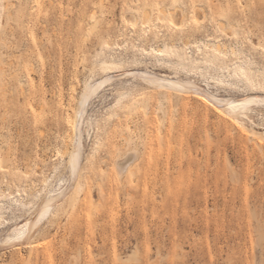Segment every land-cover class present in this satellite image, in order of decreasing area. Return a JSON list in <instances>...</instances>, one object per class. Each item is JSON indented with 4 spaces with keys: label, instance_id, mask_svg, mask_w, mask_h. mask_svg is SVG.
Instances as JSON below:
<instances>
[{
    "label": "rangeland",
    "instance_id": "374dc122",
    "mask_svg": "<svg viewBox=\"0 0 264 264\" xmlns=\"http://www.w3.org/2000/svg\"><path fill=\"white\" fill-rule=\"evenodd\" d=\"M9 1L0 0V264H264V155L240 139L236 122L194 108L193 96L168 102L133 78L104 86L82 117L83 165L105 129L113 142L95 153L89 203L81 194L56 225L50 214L25 261L29 246H2L69 179L66 118L106 67L192 78L221 96L264 91V0H182L187 14L172 8L173 23L162 11L174 0H12V14ZM190 55L201 69L161 60L180 65ZM131 101L149 113L135 110L117 126ZM255 108L243 127L264 132V106ZM135 149L139 177L118 178L115 161Z\"/></svg>",
    "mask_w": 264,
    "mask_h": 264
},
{
    "label": "bare ground",
    "instance_id": "6f19581e",
    "mask_svg": "<svg viewBox=\"0 0 264 264\" xmlns=\"http://www.w3.org/2000/svg\"><path fill=\"white\" fill-rule=\"evenodd\" d=\"M184 4L185 3L182 2V0H174L172 3V7H169V9L166 7V9L162 12L164 13V16L170 15L171 22L173 23L176 12H172L171 11L172 8H174V10L178 8L180 12H183L182 13L183 14L182 18H183L187 14V12L185 14V11L187 10L183 9ZM13 6H14V2L10 0L8 4L9 14H12ZM235 11L237 10H235V5L233 4L230 6L229 12L233 13ZM137 15L138 13L136 12L132 13L131 19L133 23H136L138 21ZM151 15L152 14L149 11L147 16L150 17ZM99 23H100L99 17L95 16L92 28H96ZM211 45L214 50L219 49V45L217 44L216 45L211 44ZM198 47L200 51L202 47V43H200V45L198 44ZM159 56L162 57L163 55H159ZM211 57H214V55H212ZM161 60L165 61L168 67H171V68H174V65H177L181 71L182 70L185 71L189 68L201 69L198 58L193 57V55L186 56V57L183 56L181 58L180 65L172 63V60H170L169 58H162ZM106 68L107 69H106L105 74L101 75L99 78L92 79L91 81L85 84L84 90L78 99V102L75 108V113L68 115L66 118L65 123L68 129V134L65 136V139H64L65 141L63 145H65L66 156L68 160L67 165L71 172L69 179L67 181L64 180V182L62 183V184L65 183L63 187H59L58 190H53L52 192H50L41 201V203L38 206L35 207L34 205L31 209V212L29 213V218L25 221V223L21 226L20 225L17 226L16 229L12 231V233H10L6 237H4V239H2V242H3L2 246L6 249H11L12 250L11 252H14V253L19 249V246H23V245L29 246V250L27 252V255H25L26 258L24 259V261L27 258L31 257L33 255V252H35L33 241L36 239L38 232H40L41 227L43 226V225L41 226V224L43 223V221H45L48 218L50 214H53L54 216L53 224L56 225V223L59 222L58 220L60 219L62 214L65 213L69 207L77 206L78 201L81 197H82V201L84 205L88 204L89 201L91 200L90 193L92 191H91V185L89 184V181L92 178V176L100 172V166L98 165L96 161L95 153H98L99 147H102L103 145H105L106 147H110L113 144V142L111 140L110 132L106 131L105 129L100 135H98V138L96 137L97 138L95 139L96 148L94 150V153L91 156L87 157L86 162L83 165L82 164V153H83L85 146H84V139L82 136L84 130L82 129H85V128H83V124H81V120L83 121L82 117H84V113H86V106L89 100L96 93H99V91L104 86L106 87V85H113L117 81L120 82L126 78H133L132 80L135 79L134 81L137 80L139 82L145 83L149 87L158 89V91L162 92L164 96L167 97L168 102H171L172 96H176L179 101L180 99H183L184 102L185 100L192 99V96H193L194 100L198 102V105H193L194 108H197L199 110L206 111V112L212 110L214 113L217 114V117L226 116L230 118L232 121L236 122L235 129L238 131L240 135L239 136L240 139L243 142H245L246 140H250L251 142H253L254 148L258 152H260L262 155H264V132H261L262 129L258 131L257 129L253 128L252 130H249L247 132L243 127V124L245 123V121H249L252 119L253 114L256 112L255 107L264 106V91H258L257 88L253 87L251 88L252 91L247 92L241 96H238V95L221 96L220 94L218 95V92L211 90L210 88L211 85L209 83L207 84L208 88H203L202 86L201 88L200 86H198L196 81L192 80V78L183 79L181 77H178L177 75L170 76L166 74H158V72L138 69V67L137 68H118V67L110 66ZM248 69L250 71L245 75V79H247L248 82H251L253 81L252 74L254 73V71L252 70V67H249ZM7 71L8 69L6 67L2 71V80H3L2 93L4 97H6L7 95L6 93L7 91H9L7 87V82H6ZM256 79H259L260 81L259 83L263 84V81L260 78L257 77ZM217 82L220 85H226L230 83V81L226 82L223 78H218ZM22 85L24 84L22 83ZM142 103L143 104L141 107L139 106L138 101H134V102L131 101L125 106H123L120 110L121 112H118L116 114L118 115L117 117L118 121L116 125L121 127L124 121H128V119L131 118L130 116L131 114H133V112H135V110L143 109L144 112L149 113L148 112L150 110L149 104L146 102H142ZM185 104H189V103L185 102ZM160 107L162 110L163 105H161ZM164 115L165 114H163L162 116L163 118L166 117V115L165 116ZM136 150L137 149L134 150L135 153L133 154L129 153L130 155L127 159L119 158V160L117 159L118 161H115V164L118 170V174H117L118 178L123 179L125 177L127 180L132 181L133 178L135 180V177L136 178L139 177L138 168L136 167L135 163L137 162L136 160L138 159L137 157H139L140 155L137 156L138 150L137 151ZM120 159L123 161H120ZM47 184H48V179H47ZM22 206H25V205H22ZM137 256L138 255H136V257ZM33 257H35V255ZM30 261L31 260H29V262Z\"/></svg>",
    "mask_w": 264,
    "mask_h": 264
}]
</instances>
